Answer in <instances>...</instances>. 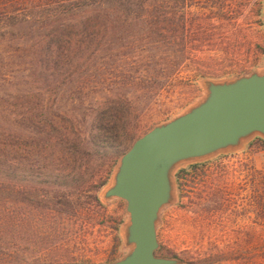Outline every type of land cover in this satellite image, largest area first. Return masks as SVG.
<instances>
[{
    "label": "rangeland",
    "instance_id": "obj_1",
    "mask_svg": "<svg viewBox=\"0 0 264 264\" xmlns=\"http://www.w3.org/2000/svg\"><path fill=\"white\" fill-rule=\"evenodd\" d=\"M40 2L0 0V161L17 178L32 169L50 179L79 173L84 181L107 180L117 157L102 143L89 150L88 139L125 151L199 95V76L262 63V0H186L183 19L180 0H158L159 17H106L91 35L64 32L43 63L52 26L43 16L55 5ZM105 106L115 108L111 131L91 124ZM196 165L177 177L179 201L162 214L158 255L187 264H264L262 142ZM29 186L0 178V264L106 262L122 253L123 201L98 211L90 192H81L69 194V206L53 205L46 186L38 198L25 197Z\"/></svg>",
    "mask_w": 264,
    "mask_h": 264
},
{
    "label": "water",
    "instance_id": "obj_2",
    "mask_svg": "<svg viewBox=\"0 0 264 264\" xmlns=\"http://www.w3.org/2000/svg\"><path fill=\"white\" fill-rule=\"evenodd\" d=\"M260 19L264 32V0ZM195 81L199 95L136 137L97 192L104 206L124 202L118 227L122 253L106 262L63 264H187L156 254L162 214L179 201L177 173L244 151L256 138L264 142V55L248 72L201 75Z\"/></svg>",
    "mask_w": 264,
    "mask_h": 264
},
{
    "label": "trees",
    "instance_id": "obj_3",
    "mask_svg": "<svg viewBox=\"0 0 264 264\" xmlns=\"http://www.w3.org/2000/svg\"><path fill=\"white\" fill-rule=\"evenodd\" d=\"M180 1L182 2L183 10L179 17H182L181 19H183L186 14L185 7L187 3L186 0ZM157 3L158 0H42V2L38 4L39 8H45L46 6L48 7L51 5H55V7L49 13L47 12L44 14V16L42 15L43 17H47L46 19L48 22H50V24H52V26L49 32L46 33L48 35L46 36L45 47L42 49L40 54V61L42 63L45 61L47 55V46H50L52 43H54L57 38L59 39L60 35L64 34V32L81 30L86 32L87 35H91V32L96 30L94 29L95 24L100 20L106 21V17L122 18L120 19L121 21H125L129 17H159L158 13L156 12V7L158 6ZM172 16L174 17V13H172ZM72 17L79 18L74 22L65 21ZM5 18L7 20V17ZM16 23H18V21L15 23L6 22L1 28L7 29L8 26L12 27L14 26L13 24ZM182 25L183 27L185 26V20L182 21ZM105 28L106 27H104V30ZM4 34L5 32L1 31L0 35ZM114 109L115 108L111 106L103 107L99 115L91 121V124H98L99 127L111 131L110 129L113 127L110 126V123H113L116 120V118L113 116L116 115L114 114ZM256 140L261 141L264 145V142L261 139H255L254 141ZM101 143L103 146H105V149L107 148L106 150H108L111 156L118 157V155L124 151L119 149L118 144L112 141L105 139L98 141L93 137L87 140L86 146L89 148V150H92L93 148L98 149L96 146H100ZM73 148L74 152H76L75 149L78 150V147L75 145ZM194 167H197V165L191 166V168ZM181 172L182 171H179L177 173V177H179ZM16 174L17 172L15 171L13 165H6L0 161L1 179L6 180L9 183L18 179H21L26 183L29 182L30 186L25 188V193L23 192L25 197L31 193H34V196L38 198L40 196L38 193V187L46 186L48 188L47 196H50L48 203H54L53 205H55V203L61 202L63 206H69L67 198L70 193L75 194L81 192H90V198L92 202L90 204L93 205L98 211L104 208L97 198V192L105 183L106 179L95 181L91 176L90 179L84 181L83 177L79 173H75L73 176L65 175L57 179H50L51 175L47 172H39L32 169L22 170L19 173L18 178L16 177ZM11 187L13 186L11 185L10 188ZM56 197H60V200L52 202V198L54 199ZM7 198L10 199L8 195ZM158 252L159 250L156 252V254H158ZM111 260L112 259L108 261Z\"/></svg>",
    "mask_w": 264,
    "mask_h": 264
}]
</instances>
